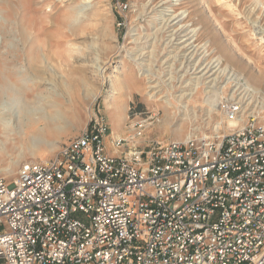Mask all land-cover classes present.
<instances>
[{
	"label": "rangeland",
	"instance_id": "374dc122",
	"mask_svg": "<svg viewBox=\"0 0 264 264\" xmlns=\"http://www.w3.org/2000/svg\"><path fill=\"white\" fill-rule=\"evenodd\" d=\"M4 7L0 0V103L17 107L15 131L0 126L7 182L22 164L54 158L94 117L107 123V140L129 138L134 122L156 114L139 143L227 130V105L238 108L237 126L250 115L264 122V85L249 80L264 76V0H19L17 15ZM19 25L43 47L40 62L30 65ZM39 116L56 129L24 142ZM106 151L113 155L109 143Z\"/></svg>",
	"mask_w": 264,
	"mask_h": 264
},
{
	"label": "built area",
	"instance_id": "2783aa9c",
	"mask_svg": "<svg viewBox=\"0 0 264 264\" xmlns=\"http://www.w3.org/2000/svg\"><path fill=\"white\" fill-rule=\"evenodd\" d=\"M155 118L106 140L94 117L0 178V264H264V122L137 142Z\"/></svg>",
	"mask_w": 264,
	"mask_h": 264
},
{
	"label": "bare ground",
	"instance_id": "6f19581e",
	"mask_svg": "<svg viewBox=\"0 0 264 264\" xmlns=\"http://www.w3.org/2000/svg\"><path fill=\"white\" fill-rule=\"evenodd\" d=\"M5 1V11L4 12H7V13H10L11 15H17V11L16 9L19 7V0H4ZM81 11V10H80ZM183 17L182 15H178L176 17H173L172 19H169L170 20V23L173 22V21H176V23L182 21ZM168 21V20H167ZM24 22V21H23ZM181 23V22H180ZM11 24V23H10ZM17 24H18V21H17ZM16 23L15 25L18 26ZM20 26V25H19ZM167 26V25H166ZM176 26V25H175ZM21 28V29H20ZM17 27V29L20 30V36L23 40H25V42L28 44V46L31 47L30 49V53L33 54L32 57H29L31 58V60L29 61L30 62H34L35 64L40 62L41 59H39L40 55L38 54V52L40 50L43 49L42 46L40 45H37L36 44H33L35 41L33 40V38L31 37L30 38V42L28 43L27 40L29 39L28 37V33H27V30H29V27L27 26H20ZM182 29V28H181ZM186 33V32H185ZM183 33V35L185 34ZM2 34L6 35V32H3ZM27 46V47H28ZM24 51H26L28 48H23ZM190 49V48H189ZM25 53V52H24ZM28 54V53H26ZM45 60V59H44ZM220 63H217L216 66H218ZM31 65V63H30ZM30 67V66H29ZM46 67V66H45ZM8 69V68H7ZM29 69H33V67L31 66V68ZM223 72L225 71L222 70ZM225 73V72H224ZM236 80V83H241V81L243 80V78L239 77V76H236L234 78ZM40 81L42 80L41 78L39 79ZM254 85L258 86V85H264V76H263V73L262 72H258L257 75H250V79H249ZM249 81V82H250ZM29 82V81H28ZM248 80H244V82L242 84H240L242 87H244L246 90H250V92H253V93H256L255 92V87L252 86L251 84H249ZM31 83H37V81H31ZM200 84H193L191 87L192 89L190 90L191 93L190 95H192L194 93L195 90H197L198 86ZM250 85V86H249ZM27 86V85H25ZM252 88V89H251ZM43 93V92H42ZM114 94V93H113ZM215 95V94H214ZM112 99H114L115 97H111ZM216 98V97H215ZM116 100V99H115ZM157 101V100H156ZM216 101V100H215ZM110 103V102H109ZM165 103L168 105V102L167 100L165 101ZM109 105V104H108ZM113 108V106L110 105L108 106V109L111 110ZM17 110V107L15 106L14 103L12 102H6V101H3L0 103V126L1 128L3 129L4 133L8 132V134L12 131H15L13 125H12V118H14L15 116V112ZM48 118V116H46ZM46 117H42V116H39L38 119H30L29 120V126L27 127V130H26V134H25V137H24V142H27V141H30L29 140V136L30 135H36L38 134L39 132L43 133V134H48V135H51L52 134V130L56 129V126L54 125H51L50 122L52 123L53 122V119L52 118H46ZM241 121V118H236L234 120H229L228 121V124L229 126L231 127H236V125ZM14 123V122H13ZM42 124V125H41ZM241 125V124H240ZM53 136V135H52ZM49 143V142H48ZM47 143V144H48ZM31 144V143H30ZM46 144V143H44ZM4 148V144L0 141V150H3ZM41 150V149H40ZM3 153V152H2ZM1 153V154H2Z\"/></svg>",
	"mask_w": 264,
	"mask_h": 264
}]
</instances>
